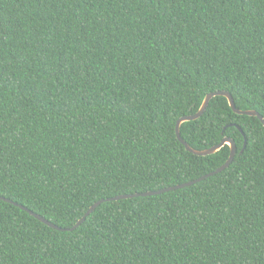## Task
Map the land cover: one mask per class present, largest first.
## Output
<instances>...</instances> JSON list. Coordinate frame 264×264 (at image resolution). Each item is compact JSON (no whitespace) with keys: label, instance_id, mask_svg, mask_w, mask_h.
<instances>
[{"label":"trees","instance_id":"trees-1","mask_svg":"<svg viewBox=\"0 0 264 264\" xmlns=\"http://www.w3.org/2000/svg\"><path fill=\"white\" fill-rule=\"evenodd\" d=\"M218 90L264 117V0H0V196L69 228L197 179ZM180 135L236 153L73 230L0 199V264H264L263 124L216 95Z\"/></svg>","mask_w":264,"mask_h":264},{"label":"water","instance_id":"water-1","mask_svg":"<svg viewBox=\"0 0 264 264\" xmlns=\"http://www.w3.org/2000/svg\"><path fill=\"white\" fill-rule=\"evenodd\" d=\"M216 95H222V96H225L227 101H228V104L229 106L234 110V112L238 113V114H246V115H252V116H256L260 121L261 123L263 124L264 126V119H261V115L253 110V109H239L235 106V103H234V100L231 96V94L228 92V91H225V90H218V91H212V92H209L207 93L198 110L192 114H188V115H184V116H181L177 119L176 121V124H175V133H176V137L177 139L184 145L185 149L188 150L189 152H192L193 154H197V155H207V154H212L216 151H218L221 147L224 146V144H227L229 147H230V153H229V156L227 158V160L221 165L219 166L218 168H216L215 170L205 174V175H202L200 177H198L197 179H194V180H191V181H188V182H184V183H181V184H176V185H173V186H169V187H166V188H162V189H158V190H149V191H145V194H142V195H137L136 193H130V194H120V195H116V196H112V197H108V198H103V199H99L97 200L96 202H94L87 210L86 212L81 216L80 219H78L76 221V223L69 227V228H63V227H60V226H57L53 223H51L50 221H48L47 219H45L44 217L40 216L39 214L37 213H34L33 211H31L30 209H28L27 207L21 205V204H18L17 202H14L12 201L11 199H8V198H5L3 196H0V199H3L5 201H8V202H11L15 205H18L20 208L24 209L25 211L29 212L31 215H33L34 217H36L37 219H39L40 221L44 222L45 224L55 228V229H58V230H73L75 229L77 226H79L86 218V216L91 213L100 203L104 202V201H109V200H118V199H124V198H131V197H136V196H148V195H154V194H159V193H162V192H165V191H168V190H173V189H177V188H181V187H184V186H188V185H191L197 181H200L201 179L205 178V177H208L210 175H213L215 173H218V172H221L222 170H224L225 168H227L230 163L232 162L233 158H234V155L236 153V145L234 143V141L228 137H223L222 140L209 147V148H205V149H195L193 147H191L180 135V125L185 122V121H189V120H194L196 118H198L205 110H206V107L210 101V99ZM234 146V147H233ZM245 146V142L243 144V148ZM243 148L239 151V152H242L243 151Z\"/></svg>","mask_w":264,"mask_h":264},{"label":"snow or ice","instance_id":"snow-or-ice-1","mask_svg":"<svg viewBox=\"0 0 264 264\" xmlns=\"http://www.w3.org/2000/svg\"><path fill=\"white\" fill-rule=\"evenodd\" d=\"M261 119H264V117H261ZM234 147V146H233ZM245 147H248V141L245 142ZM183 165H179L177 167H174V169H171L172 174L174 176V182L177 184H181L182 182L180 181V175H181V169H182ZM170 170H165L164 172H161L160 170H157L154 176H149L148 178L150 180H155V179H163L165 177V175L167 174V172ZM132 179H139L138 176H133ZM133 191L137 194V195H142L145 194L146 190H141V189H133Z\"/></svg>","mask_w":264,"mask_h":264}]
</instances>
